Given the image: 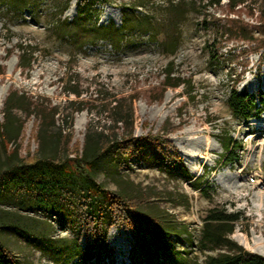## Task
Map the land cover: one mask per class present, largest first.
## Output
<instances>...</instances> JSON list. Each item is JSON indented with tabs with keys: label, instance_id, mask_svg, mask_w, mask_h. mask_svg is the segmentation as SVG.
Returning <instances> with one entry per match:
<instances>
[{
	"label": "rangeland",
	"instance_id": "1",
	"mask_svg": "<svg viewBox=\"0 0 264 264\" xmlns=\"http://www.w3.org/2000/svg\"><path fill=\"white\" fill-rule=\"evenodd\" d=\"M66 1L0 2V124L9 91L56 109L54 120L42 127L40 146L37 120L27 118L23 107L11 111L0 128V171L35 154L64 156L61 135H71L74 157L86 133L112 126L111 102L119 99L122 112L133 110L134 137L175 128L167 141L191 179L142 140L126 166H117L111 156L98 160L95 179L106 190L149 197L151 202L140 210L160 217L169 228L164 250L150 246L141 251L131 227L116 220L107 234V250L99 256L83 262L62 256L58 261L60 249L51 253L49 245L70 249L75 235L57 215L23 201L12 187L0 190L1 244L21 264H203L207 256L224 251L203 249L200 242L203 219L216 208L240 215L228 238L256 253L253 238L264 245V111L241 118L226 101L232 90L264 93V55L255 42L229 39L225 18L244 21L253 38H264L258 19L261 0H243L233 10L229 0L219 5L216 0H143V7H135L141 0H72L63 11ZM78 7L82 13L77 17ZM123 11L131 21L149 18L122 31L115 49L109 40L97 38L94 28L114 25L121 30ZM169 63L171 76L183 83L160 96ZM18 120L25 121L22 129ZM206 140L211 143L207 148ZM183 156L199 172H191ZM73 167L82 172L80 165ZM122 213V220L127 218L151 244V225L129 209ZM237 234L248 247L237 241ZM80 245L84 247L83 238Z\"/></svg>",
	"mask_w": 264,
	"mask_h": 264
},
{
	"label": "trees",
	"instance_id": "2",
	"mask_svg": "<svg viewBox=\"0 0 264 264\" xmlns=\"http://www.w3.org/2000/svg\"><path fill=\"white\" fill-rule=\"evenodd\" d=\"M30 0H0L6 4L24 3ZM65 3L64 10L68 8L69 2ZM98 1V0H96ZM219 5L220 0L214 2ZM243 0H229L228 7L233 10L241 5ZM141 0L135 4V7H143ZM261 8L258 10V19L264 28V0H261ZM18 10H21L20 8ZM82 13V9H76V16ZM125 20L123 27L116 29L114 25L108 28H94L97 38L109 40L113 48L117 49L119 44V35L122 31L131 30L138 24H145L146 15L136 16L134 21L128 19L123 11ZM228 25V38H234L256 44V47L263 51L264 38H253L247 30V26L242 20L225 18ZM101 35V36H99ZM20 47V46H19ZM21 55L19 61L24 58L25 47L20 48ZM169 63L164 69V80L161 84L163 89H159L160 96L167 88H176L183 83L179 77L171 76L173 71ZM20 68H23L19 65ZM78 95V93H77ZM227 106L234 116L249 118L253 112L258 115L264 111V93L250 95L246 92H237L232 90L227 98ZM111 103L112 115L110 121L112 126L107 131L88 132L84 135L83 145L80 153L71 157L70 142L71 135L60 136V147L64 156L62 157H38L36 154L31 160L19 159V163L11 164L5 170L0 171V190L12 187L23 201H27L33 206L48 209L64 221L71 232L75 235L74 244L68 249V246L49 245L50 252L60 249L59 257L70 256L78 257L85 261L99 256L104 250H107L106 241L110 227L118 221L131 227L135 242L140 246V250L145 252L150 246L164 250L167 242L165 237L169 235V228L166 227L162 219L150 213L141 211L140 206L147 205L149 197H126L118 192L106 190L95 179V171L98 166L100 156H111L117 166L127 165V160L131 157L138 141H145L162 159L169 163H176L174 168H179L185 178L191 179L185 169L182 160L175 152L176 150L167 141L166 135L173 132L175 128H163V134H151L137 138L133 136V110L129 108L127 112L120 110L119 99H114ZM24 108L27 118L33 116L37 120L36 141L41 144L42 127L54 120L56 114L55 107L46 102H38L26 97L18 91H9L3 101L2 114L4 123L0 128L4 130L6 121L11 111ZM19 126L24 127V120H18ZM1 135L3 132L0 133ZM80 165L82 172L73 167V164ZM174 165V164H173ZM202 192L206 191L202 189ZM151 205V204H150ZM129 209L134 218H140L147 221L153 231L151 244L146 242L132 227L127 218L122 220L123 210ZM240 219L237 213H226L225 210L216 208L207 211L203 219L201 230V243L203 249L210 246L218 249H224L216 256H207L203 264H264V256L256 253H250L235 245L228 235L232 233L234 224ZM165 236V237H164ZM83 238L84 247L81 248L80 241ZM213 249V248H211ZM232 250H236L232 252ZM56 253V252H55ZM133 260V259H132ZM58 263V262H57ZM0 264H21L0 242Z\"/></svg>",
	"mask_w": 264,
	"mask_h": 264
},
{
	"label": "bare ground",
	"instance_id": "3",
	"mask_svg": "<svg viewBox=\"0 0 264 264\" xmlns=\"http://www.w3.org/2000/svg\"><path fill=\"white\" fill-rule=\"evenodd\" d=\"M3 98H4V91H0V103L2 102V100H3ZM76 128H77V130H79L80 129V126H79V123H78V125L76 126ZM211 143H209V141L208 140H206V142H205V146H206V148L210 145ZM183 158H184V161H185V163H186V165L188 166V169L191 171V172H193V173H197V172H199V168H195V167H193L192 166V161H190V158H188V157H184L183 156ZM236 239H237V241L240 243V244H242V245H244L245 247H248V242L246 241V239L242 236V235H239V234H237L236 235ZM253 251H255L256 253H258L259 254V256L260 255H262V254H264V245H263V242L261 241V239L260 238H256V237H254L253 238ZM262 256H264V255H262Z\"/></svg>",
	"mask_w": 264,
	"mask_h": 264
},
{
	"label": "water",
	"instance_id": "4",
	"mask_svg": "<svg viewBox=\"0 0 264 264\" xmlns=\"http://www.w3.org/2000/svg\"><path fill=\"white\" fill-rule=\"evenodd\" d=\"M262 256V255H261Z\"/></svg>",
	"mask_w": 264,
	"mask_h": 264
}]
</instances>
